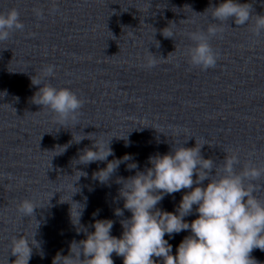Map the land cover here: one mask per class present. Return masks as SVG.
Returning a JSON list of instances; mask_svg holds the SVG:
<instances>
[{
	"label": "water",
	"instance_id": "water-1",
	"mask_svg": "<svg viewBox=\"0 0 264 264\" xmlns=\"http://www.w3.org/2000/svg\"><path fill=\"white\" fill-rule=\"evenodd\" d=\"M223 2L55 0L59 11L51 13L53 0H0V13L15 8L24 24L23 31L0 42V264H14L10 244L20 234L36 231L39 248H33L29 264H52L58 252L68 255L71 242L86 239L83 231L93 232L96 220H112L111 235L120 238L121 223L131 213L114 215L124 204L117 180L150 167V156L198 143L217 170L233 151L240 160L237 172L249 158L264 165V32L254 35L251 20L245 26L225 21L223 33L210 39L219 53L216 66L205 71L189 63L187 51L194 45L188 34L219 23L211 10L204 11ZM237 2L250 3L253 15L264 14V0ZM34 8L43 9V19ZM170 21L176 25L167 39L161 30ZM148 52L157 57L155 67L146 66ZM48 65L55 66L54 76L44 78L41 71ZM33 76L69 88L84 101L77 122L61 127L54 113L31 102L43 86H33ZM82 134L93 135L60 154L57 146ZM95 141H110L114 155L88 165L75 162ZM125 155L132 159L122 162L106 184L93 179L108 162ZM133 163L138 167L129 170ZM76 171L88 174L73 185L79 191L72 201L86 205L77 226L69 204ZM256 183L261 185L256 195L264 199V176ZM186 191L166 195L157 208L175 212ZM25 199L37 207L38 228L18 212ZM195 208L186 222L198 218ZM188 235L190 230L165 235L173 255ZM251 256L264 264L261 250ZM112 259L123 264L115 253Z\"/></svg>",
	"mask_w": 264,
	"mask_h": 264
},
{
	"label": "clouds",
	"instance_id": "clouds-1",
	"mask_svg": "<svg viewBox=\"0 0 264 264\" xmlns=\"http://www.w3.org/2000/svg\"><path fill=\"white\" fill-rule=\"evenodd\" d=\"M150 7L149 2L148 9ZM209 10L211 17L219 23L210 24L206 32L188 34L194 45L187 51L189 63L205 71L216 66L219 53L213 49L210 39L223 33L225 21L231 19L235 25L245 26L251 20L254 35L259 36L264 32V14L253 15L250 3L224 0L218 6L210 5L204 13ZM33 11L38 19L44 18L42 8H34ZM50 11H59L55 0ZM175 25V22L170 21L168 27L161 30L164 38L172 39V27ZM23 29L18 10L13 8L0 13V42L7 41L14 31ZM156 63L157 57L148 52L146 66L152 68ZM54 69V65L45 66L41 76L53 77ZM31 83L33 86L43 85L32 97V103L54 113L61 127L70 121L77 122L84 101L76 93L69 88L58 89L50 83H43L36 76L31 78ZM92 135L82 134L79 139L73 137L69 144L57 148L62 149V154L71 143L78 144ZM110 141L106 144L95 141L91 148L82 150L75 162L88 165L107 161L109 156L114 155ZM202 147L203 144L196 143L195 147L181 146L168 154L150 156V167L137 171L134 176L119 178L117 183L122 185L119 198L124 204L123 210L117 208L114 215L123 216L124 210L131 213V217L121 223V237L111 235L114 225L112 220H96L92 225L94 231H83L86 239L72 241L68 255L58 252L52 264H114V253L123 258V264H158V261L162 264H259L251 253L254 249L264 252V199L256 195L261 189V185L256 182L264 176V165L257 166L249 158L237 172L235 166L240 164V160L238 153L233 151L227 153L223 165L217 170L212 159H205L201 155ZM130 159L131 156L125 155L122 159L108 162L104 169L93 174V179L106 184L119 165ZM137 167L135 163L128 165L129 170ZM214 168L215 175H210ZM87 175L83 171L75 172V182L69 185L76 190L71 195V202H61L70 204V218L76 226L80 225L86 205L72 201V196L79 191L73 185L81 177L87 178ZM205 180L209 183L203 186ZM182 190L189 191L182 196L175 212L157 208L166 195ZM193 206H196L198 218L188 223L185 217L193 214ZM35 209L36 205L28 199L18 205L21 216L29 217L30 220H35ZM96 215L93 213V218ZM36 223L38 228L39 224ZM188 230L190 235L182 240L173 255L172 245L164 238L165 235L172 238L173 234ZM35 235L36 231L30 236L20 234L12 238L10 253L15 257L14 264H29L33 248H39Z\"/></svg>",
	"mask_w": 264,
	"mask_h": 264
}]
</instances>
